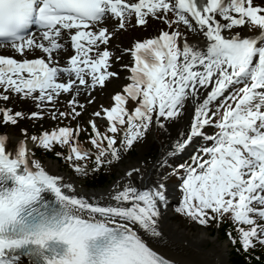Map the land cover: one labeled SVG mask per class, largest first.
Instances as JSON below:
<instances>
[{"label":"snow or ice","instance_id":"snow-or-ice-1","mask_svg":"<svg viewBox=\"0 0 264 264\" xmlns=\"http://www.w3.org/2000/svg\"><path fill=\"white\" fill-rule=\"evenodd\" d=\"M133 19L136 26L156 21L168 30L135 43L131 83L112 97L110 108L94 113L107 120L112 135L89 122L90 143L99 153L92 170L99 171L105 156L119 160L121 150L132 149L154 124L164 129L163 121H179L186 102L200 100L203 91L188 130L173 147L182 152L199 137L211 144L192 164L174 170L183 195L176 211L203 226L229 220L237 233H229L233 244L246 253L264 248V0H0V49L12 52H0V100L15 94L43 111L42 105L68 94L71 113L53 119L80 117L81 87L103 88L118 76L109 70L113 33L106 24L115 20L124 30ZM181 26L203 43H190ZM65 41L73 54L61 66L57 56ZM221 98L217 112L223 111L214 122L211 106ZM130 102L136 105L131 110ZM26 118L43 117L0 108L4 125ZM207 126L218 131L205 135ZM80 131L60 127L30 137L24 132L26 139L13 151L8 136L0 135V264H20L25 256L29 264H169L135 230L161 235L163 183L146 190L121 185L112 197L115 204L101 206L67 194L72 186L33 158L28 141L49 151L66 145L64 158L76 173L88 175V165L78 163L91 159L78 146ZM140 171L126 175L134 179ZM46 193L54 200H46Z\"/></svg>","mask_w":264,"mask_h":264},{"label":"rangeland","instance_id":"rangeland-1","mask_svg":"<svg viewBox=\"0 0 264 264\" xmlns=\"http://www.w3.org/2000/svg\"><path fill=\"white\" fill-rule=\"evenodd\" d=\"M259 2V1H257ZM172 18V17H171ZM131 23L129 22L127 27L124 30H118L117 22L115 20H111L106 24V26L109 28L110 32L113 33L112 39L109 42V45L107 48L110 49V51L113 54V67L109 70L112 72L118 73L117 77L111 78L110 81L106 82V86L101 88L97 86L94 90L91 89H85L81 87L80 89V95L77 96V100L80 104L84 105L83 109H77L78 111H81V116L77 117L76 119L72 118V115L69 114L67 117H59L58 119H53L52 122L54 124L53 128H59L60 126L64 125H79L82 128H86L91 124L90 121H95L98 125V128L102 134H107V127L108 122L106 119L102 117H96L94 115L97 111H102V107L110 108L114 101H110V96L112 93L115 92L119 93L122 87L125 85L124 81V73L119 72L118 70L121 69V67L125 64L129 63V55L126 53L127 49H130L133 47V44L136 40L138 41H144L149 38H152L155 34H158V32L164 28L163 24L158 23L156 21H152L149 25L146 26H136L135 23L133 26H130ZM133 27V28H129ZM183 33H185L191 41L195 38V34L188 32L183 26H181L180 29ZM240 31L245 32V29H241ZM68 44H66L67 46ZM66 47L63 52H65ZM1 52V51H0ZM5 53V52H4ZM71 54V51L67 52L64 56L60 55L58 60L61 61V64L64 63V57ZM124 84V85H123ZM123 85V86H122ZM122 86V87H121ZM231 91L229 93H226L227 95H230ZM72 95H75V92H73ZM71 100V96L68 94H62L55 102L56 104V115L59 116L60 112H67L71 113V109L69 108L68 104ZM224 102V98H221L220 101L214 103L212 107V111L216 113V118L222 114L221 112L223 109H220L219 112H217V108L219 104ZM230 102V101H229ZM6 106H10L9 104H6ZM25 105V104H22ZM135 105L129 106L128 108L131 110L134 108ZM21 109H23L21 107ZM14 112L15 110L12 109ZM220 118V117H219ZM215 119V117H213ZM64 121V124H61L60 122ZM215 122V121H214ZM20 123V122H19ZM17 125H11L6 130L8 134H10L13 138L19 140H25L26 137L23 135L24 131L23 129L26 128L22 126L21 124ZM165 124L166 121H163ZM1 125V124H0ZM52 127H48L47 129L50 130ZM81 128V129H82ZM27 129V128H26ZM165 129V128H164ZM164 129H161L158 124H154L153 127L149 130V132L146 134L145 138L143 140H140L137 142L133 148H136V153L133 155V153H129L130 150H121L120 152V159L115 160L112 159L111 156L109 157V160H111V163L107 164L106 166L109 168L110 173L113 174L112 180L110 183L103 187L102 189H93V190H85L84 183L85 180L82 179V177L79 176V173H76L74 171V168L71 166L67 167L66 169L63 168L62 165L56 162H52L50 160H40L39 161L43 164H54L58 165L60 167V173H66L70 171L72 179L78 183L79 188L83 191L87 192H106L108 189H110L112 186L115 185V183L119 182L123 177H126L127 169H130L132 164H135L138 161H142V167L144 168V173L142 174V178H146L148 171L155 166L160 160L164 159L165 162L161 166V168L155 172L154 174V183L156 185L161 184L160 180H165V185L167 187H173L175 189V201L171 203V208L176 215V222L180 223L182 226H188L191 229H194L195 232L201 229H207V231L211 234V239L218 238L219 242L222 244L228 243L229 250H228V264L230 263V253L232 251V248L234 247V244L231 242L230 238L227 240H224L220 233H214L217 229L221 228V221H211L207 226L199 225L195 223L194 221L190 220L184 215H181L176 211L177 208L181 206L183 195L180 189V179L178 175H173L174 171H170V166L172 165V160L177 159L180 162H183V165L187 167L188 165L192 164V158L198 154H201V148L204 146H210L211 142L205 140L203 137L201 138V141L194 147L192 150H186V152H176L170 151L168 154L166 153V144H167V138L164 135ZM55 129H52V131ZM218 131L214 126H207L204 129L205 135H215V133ZM27 135L30 137V134L27 132ZM21 138V139H20ZM84 148L88 149L93 154H98V149H94L90 142H82ZM106 146V141L104 142ZM28 144L30 147L33 146L32 151L39 157L37 154V146L32 144L31 141H28ZM119 146V138H118V145ZM81 148V145H79ZM185 153V154H184ZM43 157V156H42ZM188 161V162H187ZM180 174H183V170L180 171ZM220 222V223H219ZM211 244L205 245L204 248H210Z\"/></svg>","mask_w":264,"mask_h":264},{"label":"bare ground","instance_id":"bare-ground-1","mask_svg":"<svg viewBox=\"0 0 264 264\" xmlns=\"http://www.w3.org/2000/svg\"><path fill=\"white\" fill-rule=\"evenodd\" d=\"M249 34V31L246 32ZM187 40L193 44H202L203 38L195 34V38L191 41L188 37ZM204 98L203 91L200 94V100L186 102V109L184 116L176 122L169 123L166 121L164 135L167 138L166 153L174 151V144L177 140L181 139L180 133L186 132L190 126L191 120L194 114V108L197 103L201 102ZM8 150L13 151L18 147L19 143L13 137H8ZM201 141V138H195L191 144L187 146L186 150H192ZM185 154V153H184ZM39 161V160H38ZM40 162V161H39ZM164 159L160 160L155 166H153L148 172L146 178H142L144 168L142 167V161H138L132 164L130 169H127L126 173L133 169H140L139 174H134V179L128 176L123 177L119 182L115 183L106 192H87L81 190L78 183L71 177V172L60 173V167L54 164H42L49 174L57 175L62 178V182L65 185H71L74 191L66 189L67 194L77 195V197H83L90 203L99 204L101 206L114 205L115 201L112 199L113 195L119 190L121 185L132 183L140 190H146L156 186L154 183V174L158 171L163 163ZM161 183L165 185V180L161 179ZM166 186V185H165ZM167 206H161L163 223L161 224V235L159 237H153L148 233H145L138 227L135 229L141 238L151 246L159 254L166 258L180 263V264H228V243H220L218 238H212L207 229H201L197 232L188 226H182L176 222V215L174 214L171 203L175 201V189L173 187L166 186ZM211 244L210 248H204L205 245ZM20 264H29V260L22 257Z\"/></svg>","mask_w":264,"mask_h":264},{"label":"trees","instance_id":"trees-1","mask_svg":"<svg viewBox=\"0 0 264 264\" xmlns=\"http://www.w3.org/2000/svg\"><path fill=\"white\" fill-rule=\"evenodd\" d=\"M25 107H28L26 105ZM30 110V108H29ZM28 110V111H29ZM50 117H44L42 119H32V120H25L23 122H20V124L28 129H30L31 134L38 133L42 128L47 127L51 123ZM8 126L0 125V131H6ZM92 138V131L90 127H86L82 135L80 136L79 143L81 145V149L90 152L88 149L84 148L82 142H90ZM92 147L96 149L93 145ZM68 147L65 145L61 147L60 145H55L53 150H45L43 148H38V153L43 155L42 158L45 160H57L59 164H61L64 169L71 166V163L69 161H66L65 158L61 159L60 157H57V153H63L67 154ZM97 150V149H96ZM98 151V150H97ZM133 153V155L136 153V149L132 148L130 149V154ZM110 157V156H109ZM59 158V159H57ZM104 163L100 167L99 171H93L92 169L95 167V157L91 154V159L87 161H82L78 163H86L88 165V175L82 176V178L85 180V184L88 186L89 190L91 189H102L103 187L107 186L110 181L112 180L113 174H109V168L106 166L109 164V158H103ZM172 165L170 166V171H174L175 169H178L180 165H183L179 160L173 159ZM183 169H180L182 171ZM214 233H220L222 238L224 240L229 239V233L232 234V236H236L237 233L235 232L234 225L229 220H223L221 221V228L217 229ZM230 263L231 264H264V248L257 245V247L250 251V252H244L239 244H234V247L232 248V251L230 253Z\"/></svg>","mask_w":264,"mask_h":264}]
</instances>
